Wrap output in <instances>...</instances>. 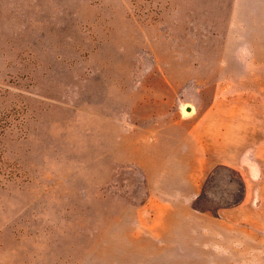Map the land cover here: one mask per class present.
I'll use <instances>...</instances> for the list:
<instances>
[{
  "label": "rangeland",
  "instance_id": "374dc122",
  "mask_svg": "<svg viewBox=\"0 0 264 264\" xmlns=\"http://www.w3.org/2000/svg\"><path fill=\"white\" fill-rule=\"evenodd\" d=\"M220 219L264 223V0H0V264H257Z\"/></svg>",
  "mask_w": 264,
  "mask_h": 264
},
{
  "label": "crops",
  "instance_id": "0c3cea01",
  "mask_svg": "<svg viewBox=\"0 0 264 264\" xmlns=\"http://www.w3.org/2000/svg\"><path fill=\"white\" fill-rule=\"evenodd\" d=\"M245 190H244L245 195L243 201L239 205L233 208L220 209L218 212L219 218H225L228 215L235 214L245 206L248 207V203H250L249 201L250 199L248 198L249 189L245 188ZM194 227L197 230L209 231L210 233L217 234L215 239L218 242L217 244H219L221 247H217L216 250L223 253L222 255H226L228 257L227 258L228 260L245 261L249 253H251V255H256L258 261L257 264H264V235L255 238H250L249 236L246 237L242 236L236 238L227 236L231 232L228 230L234 227L235 228L240 227L243 230L245 229L246 234H249L251 232V229L261 231L262 233H264V223H257V222L250 223L245 221H232L229 219H220L217 221L198 222L197 225ZM228 244L235 246V251L223 247ZM251 245L256 246L255 249H252V252L250 251L249 248V246ZM228 255H230V257Z\"/></svg>",
  "mask_w": 264,
  "mask_h": 264
},
{
  "label": "trees",
  "instance_id": "16d2710c",
  "mask_svg": "<svg viewBox=\"0 0 264 264\" xmlns=\"http://www.w3.org/2000/svg\"><path fill=\"white\" fill-rule=\"evenodd\" d=\"M220 170H226V171L228 170V171H231L230 168H228V167H226V166H221V167H218V169H216V170L214 171V173H217V172L220 171ZM239 180H240V184H241V178H240V176H239ZM242 186H243V195H242V197L234 198L235 200H234L233 203L225 202V203H224V206L237 205V204H240V203L243 201V198H244V190H245L244 185H243V181H242ZM196 199H197V200L200 199L199 195L196 197ZM196 199H195V200H196ZM195 202H196V201H195ZM197 202H198V201H197ZM195 207H196V206H195Z\"/></svg>",
  "mask_w": 264,
  "mask_h": 264
}]
</instances>
